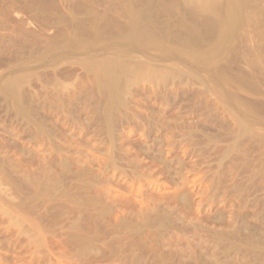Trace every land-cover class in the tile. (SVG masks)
<instances>
[{
	"label": "rangeland",
	"instance_id": "374dc122",
	"mask_svg": "<svg viewBox=\"0 0 264 264\" xmlns=\"http://www.w3.org/2000/svg\"><path fill=\"white\" fill-rule=\"evenodd\" d=\"M0 264H264V0H0Z\"/></svg>",
	"mask_w": 264,
	"mask_h": 264
}]
</instances>
